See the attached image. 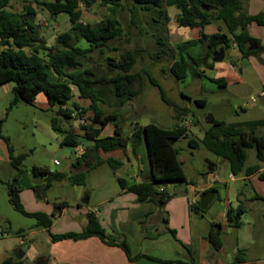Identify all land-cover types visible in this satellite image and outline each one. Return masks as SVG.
<instances>
[{
    "label": "trees",
    "instance_id": "trees-1",
    "mask_svg": "<svg viewBox=\"0 0 264 264\" xmlns=\"http://www.w3.org/2000/svg\"><path fill=\"white\" fill-rule=\"evenodd\" d=\"M11 3L12 0H0V85L14 83L12 89L14 99L11 107L13 108L20 102L34 105L37 97L44 94L48 99L49 109H56L58 116L85 121L86 124H81V128L85 133V139L91 144L77 158L71 174L54 172L49 167L33 166L31 175L36 181L33 186L36 197L40 200L45 199L56 182L67 180L76 186H86L89 171H82L84 165H88L90 170H93L107 163L116 174L122 162L114 158L103 161L100 156L101 152L111 153L122 149L124 155L127 156L131 144L132 154L137 156L138 148L146 144L151 172L146 176L145 181L131 183L118 177V183L122 190L134 193L138 202L156 204L158 211L155 221L160 225L162 223L168 225V214L164 208L175 196L167 189L168 184H191L185 174L183 163L180 161V150L176 148L179 140L189 138V129L185 125L165 129L153 123L145 126L137 123L132 134L125 136L119 115L116 112L107 113L103 109L101 104L108 106L114 104L116 107H121L141 95L143 76L140 72H135V68L138 55L142 50H126L118 57H106L107 70L85 66V62L91 60L94 53L104 55L107 50L118 51L111 44L123 37L124 30L116 15L127 8L133 15L132 23L140 29L142 34L150 32L146 30L144 32L137 25V18L142 12L149 17L148 24L153 29L151 36L156 39L158 46V51L153 58L158 60L168 55L172 49L168 41L167 25L170 22L168 9L176 7L180 11L177 18L178 26L192 30L201 29V34L198 39L177 44L176 57L169 71L179 81H185L190 76L201 78L206 76L202 68H213L212 54L217 49L224 47L228 51L236 45L243 58L256 55L264 50L259 41L251 37L248 32V26L252 23L264 26V13L255 16L248 15L244 10L242 0H52L51 2H39L53 17L68 14L71 22V29L61 33L55 45L48 46V42L39 34L33 22L37 11L28 6L25 12L15 13L11 11ZM82 3L87 9L99 4L108 8L111 15L96 24L84 23L81 21ZM211 24H218L219 29L218 32L210 35L204 30ZM252 44L258 46L257 50L249 49ZM198 45H205L207 53L192 54L191 48ZM261 62L264 64V59H261ZM211 79L226 88L223 79ZM149 81L159 88L162 99L171 106L172 103L162 86L151 76ZM73 88L76 89L80 98L91 102L90 110L93 112V117L89 120L90 123L84 119L88 110L76 103L70 106L75 96ZM196 104L205 106L206 100H196ZM76 111H80L77 112V116ZM2 124L3 121H0V138L8 144L12 165L22 173L27 154L15 155L11 139L2 132ZM112 124L114 126L113 136L103 137V131ZM246 127L250 132L245 131ZM263 127L264 120L228 124L215 119V123L210 124L204 132V137L201 140L190 139L189 145L194 150L203 145L215 156L224 159L228 162L234 176H238L244 170L247 174H254L260 171L264 163V137L255 134ZM52 128L64 135L63 146L74 148L80 146L79 136L72 129L65 131L58 117L52 118ZM251 148L256 149L260 163L246 169V150ZM260 177L264 179V172ZM16 182L17 179L7 184L8 196L14 209L34 219L36 228L50 230L53 225V216L42 212H29L21 201L20 190ZM59 207H63V204ZM191 209L201 216L207 212L201 210L200 201L193 204ZM244 214L243 208H229L227 210L229 228H240ZM168 231L176 238L174 230L168 229ZM23 232L19 231L16 235H21ZM224 233L221 224H211L206 239L215 251L223 248ZM51 237L54 242L99 237L105 244L124 250L132 262L147 257L151 261L162 264H195L193 261H168L145 255L134 257L125 239H108L106 229L94 215H90L89 223L81 233L67 232L51 235ZM247 261L245 252L239 250L229 264H243ZM3 264L23 263L8 259Z\"/></svg>",
    "mask_w": 264,
    "mask_h": 264
},
{
    "label": "rangeland",
    "instance_id": "rangeland-1",
    "mask_svg": "<svg viewBox=\"0 0 264 264\" xmlns=\"http://www.w3.org/2000/svg\"><path fill=\"white\" fill-rule=\"evenodd\" d=\"M49 1L51 0H12L11 11L22 13L26 11L28 6L33 7L37 11V16L33 22L36 24L39 34L48 42V46H52L57 43V38L61 33L71 29V22L68 14H61L55 18L43 5L39 4V2ZM81 9L83 12L82 21L85 23L96 24L111 15V11L108 8L102 7L99 4L87 9L82 3ZM168 12L170 15V22L167 25L168 41L172 48L168 55H164L158 60L153 58V55L158 51V46L156 39L151 36L153 29L148 24L149 17L146 13L142 12L139 18H137V25L144 32L145 30L150 32L149 34H142L140 29H137L132 23L133 15L127 8L124 11H119L116 15L124 30L123 37L111 44L118 51L107 50L104 55L94 53L92 59L85 62V66L107 70L106 57H118L126 50H142L138 55V62L135 68V72H140L143 76L141 95L121 107H116L114 104L111 106L101 105L105 112H116L119 115L120 124L124 129L125 136H129L133 132L137 123H140L142 126L153 123L165 129H174L179 125L187 126L189 138L179 140L176 143V148L180 150V160L183 163L188 181L200 184L203 181L205 182L209 177L211 173L210 163L212 160H217V157L203 145L199 149H192L189 145L190 139L201 140L204 137V132L209 128L210 123L208 121L211 117L228 124H243L254 120H263L264 104L261 102L259 93L264 88L261 89L260 85L258 91L260 89L261 91L253 92L239 83L232 84L229 88H223L212 81V74L210 73H205L206 76H202L201 78L190 76L185 81L177 80L169 71L176 57L177 44L190 40L195 34V30L178 26L179 9L170 7ZM218 29L219 25L214 24V30ZM206 50L207 47L205 45H198L191 48L190 52L199 55L205 54ZM239 52L238 49H229L225 60L221 63H214V66H222L226 61H232L239 66L241 61ZM262 54H264L263 51L253 56L260 58ZM150 76L165 90L167 98L172 103L171 106L162 99L159 88L149 81ZM247 77L255 79V82H259L257 75L252 71L247 72L243 76L246 79ZM13 87L14 83L0 85V121H3L1 128L3 134L11 139L12 145L16 149V155L27 154L22 167L24 171H31L33 166L49 167L56 170L58 167L55 163L56 160H59L61 163L67 162L70 157L77 153V150L61 147L64 135L53 130L52 118L58 117L60 125L65 131L72 129L73 132H84L81 128L82 122L58 116L56 109H49L50 107L43 106L42 98H39L34 105L20 102L12 108L11 103L14 99ZM74 94L75 96L70 106L76 103L81 108L88 110L84 119L90 123L89 120L93 117V112L90 110L91 102L80 98L76 89ZM252 97L256 99L255 103L250 102ZM199 99L206 100V105L198 106L196 100ZM247 103L248 107L244 110L241 109ZM77 112L79 113L80 111H76V116ZM113 131L114 126L112 124L103 132ZM245 131L250 132L247 127ZM255 134L259 137H264V127L258 129ZM246 152V167L259 164L255 148L247 149ZM129 154L130 152H128ZM124 157L122 159L123 165L116 171L117 174H115V171L108 164L90 173L85 189L92 192V203L100 198V196L108 193L111 194L114 189L118 190L120 188L117 177H122L128 181L132 180L136 173V167L128 163V157L125 155ZM226 173L222 171L220 173L221 177H224ZM102 182L106 184V188H102ZM238 184L239 186H242V184L244 186L242 182ZM171 185L188 189V184L186 183H172ZM218 189L222 196H224V188L218 185ZM245 190L248 192L249 188ZM60 192L59 188L52 189L49 195L50 197H54ZM71 203H75L74 200H71ZM215 204H218V201ZM243 206L249 212L242 216V226L238 229L231 228L224 237L231 255H233L234 251L237 252L236 245L239 239L240 246L244 247V250H241L245 252L247 259H249V256L261 251L260 247H264V235L256 223L257 213L251 207V203L249 201L244 202ZM0 213L10 220L11 226H23L29 231L31 230V226L29 225L35 222L34 219L22 215L12 207L9 202L7 184L3 183H0ZM9 224L4 219H0V226L5 230L6 228L10 229ZM3 235L4 239L0 241V250L11 245L18 246L19 242L16 233L7 231ZM44 238L45 235L42 239ZM157 252V255L165 257V259L178 258L176 242L171 234L164 236L162 243L158 245ZM150 264L158 263L151 262Z\"/></svg>",
    "mask_w": 264,
    "mask_h": 264
},
{
    "label": "crops",
    "instance_id": "crops-1",
    "mask_svg": "<svg viewBox=\"0 0 264 264\" xmlns=\"http://www.w3.org/2000/svg\"><path fill=\"white\" fill-rule=\"evenodd\" d=\"M242 1L244 10L248 15L255 16L264 13V0ZM193 30H195V34L191 39L200 38L201 29ZM204 31L210 35L218 32V30H214V24L208 25ZM248 32L251 37L259 41L260 46L264 49V26L252 23L248 26ZM251 46L257 45L252 44ZM232 48L234 50L238 49L236 45H233ZM239 57H241L239 66L232 61H226L222 66H213L212 69L202 68V70L207 74H212L211 77L214 79H223L226 88H229L232 84L239 83L253 92H260L264 88V64L261 62V59H264V54L260 58H256L255 56L243 58L242 53L239 52ZM250 71L257 75L259 82H255V79L248 77L247 79L243 78ZM260 85L261 89L258 91ZM39 98H42L43 106L48 108L47 97L44 94H40L36 101ZM74 133L79 136L80 146L78 148H69L76 149L77 153L70 157L67 162L61 163L59 160H56L55 163L58 167L56 170L49 168L51 171L71 174L73 164L77 158L91 145L85 139L84 132ZM113 134L114 132H103L102 136L111 137ZM61 147L68 146H63L61 142ZM128 152H130L126 156L128 157V163L136 167V173L130 182L142 183L151 172L146 144L138 148L137 156L132 155L131 144ZM100 156L103 161L114 158L122 162V159L125 158L122 149L111 153L101 152ZM223 168L224 170H222ZM96 169L90 170L88 165L82 167V171H89L88 180L90 173ZM210 169L211 173L206 181H203L204 183L194 184L190 181L191 184H188V189L178 188L171 185L172 183L168 184L167 189L171 193H174L175 196L164 208V211L168 214V225L163 223L160 225V223L155 221L158 211L156 204L152 202L140 203L134 193L124 191L121 188L118 190L114 189L111 194L108 193L100 196V198L92 203V192L85 189V186H76L66 180L54 183L49 190L50 192L52 189L59 188L61 190L59 194L50 197L48 192L45 199H38L33 189L36 181L32 177L31 171H24L22 168V173H20L12 165L8 144L0 138V183L8 184L17 179V188L20 190V198L25 208L29 212H42L53 216V225L50 230L36 228L35 221L29 225L31 226V230L29 231L23 226H11L10 220L0 213V219H4L6 223H10V229L6 228L5 230L0 226V230L2 231L0 241L4 239L3 234L7 231L11 233L24 231L21 235L17 236L19 242L17 247L11 245L0 250V264H3L8 259L21 261L23 264L158 263L151 261L147 257L132 262L124 250L105 244L99 237H91L79 241L64 240L54 242L52 240L51 235L67 232L81 233L87 227L90 215H94L106 229L109 240L125 239L130 245L134 257L145 255L168 261H193L195 264H229L234 260L237 252L244 248L240 246V240L238 239L237 241V252L234 251L233 255H231L224 236V246L220 251H215L206 237L212 223L221 224L225 231L224 235H227L231 230L228 225L227 210L229 208H243L245 210L244 215H246L249 210L243 206V203L247 201L255 209L257 213L256 223L264 235V179L260 177L264 172V163L260 171L254 174H247L246 170H244L241 174L235 176L234 179H230L232 172L229 164L222 158L217 157V160H212ZM222 171L227 172L224 177L220 175ZM240 182L244 183L245 187L243 184L239 186L238 183ZM218 185L224 188V196L220 193ZM101 186L102 188H106L104 182L101 183ZM246 188H249L248 192H246ZM211 189H215L217 192L216 200L210 205L208 211L203 216L194 213L191 206L200 201L205 191H210ZM87 198H89L88 202ZM71 200H74L75 203H71ZM217 201L218 204H215ZM61 204H63V207L60 208L59 205ZM149 216L151 218L148 219ZM167 228L176 232V238L173 237ZM166 234H171L176 242L178 254V258L176 259H165V257L157 255L158 245L162 243ZM44 235L45 238L42 239ZM260 248L261 251L249 256L248 261L243 264H264V247Z\"/></svg>",
    "mask_w": 264,
    "mask_h": 264
},
{
    "label": "water",
    "instance_id": "water-1",
    "mask_svg": "<svg viewBox=\"0 0 264 264\" xmlns=\"http://www.w3.org/2000/svg\"><path fill=\"white\" fill-rule=\"evenodd\" d=\"M250 50H256L257 46H251L249 48ZM227 54L226 48L222 47L220 49H217L212 54V62L213 63H221L225 60ZM261 102L264 103V99H261ZM210 124L215 123L214 117H211L208 121ZM217 198V192L210 190L207 193L203 194L200 199V208L202 211H208L210 205L216 200ZM89 198H87V202Z\"/></svg>",
    "mask_w": 264,
    "mask_h": 264
},
{
    "label": "built area",
    "instance_id": "built-area-1",
    "mask_svg": "<svg viewBox=\"0 0 264 264\" xmlns=\"http://www.w3.org/2000/svg\"><path fill=\"white\" fill-rule=\"evenodd\" d=\"M73 90L75 91V88H73ZM259 96H260V99H264V90H262L260 93H259ZM250 102L252 103H255L256 102V99L254 97H252L250 99ZM248 107V103L247 104H244L241 109H246ZM82 123L81 124H84L85 121H81ZM58 163V162H57ZM235 176L233 174L230 175V179H234ZM2 235V231L0 230V236Z\"/></svg>",
    "mask_w": 264,
    "mask_h": 264
}]
</instances>
